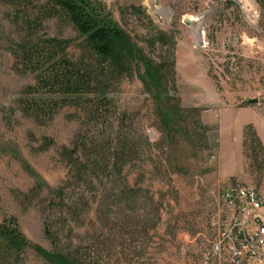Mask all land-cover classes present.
Returning <instances> with one entry per match:
<instances>
[{
    "label": "rangeland",
    "instance_id": "obj_1",
    "mask_svg": "<svg viewBox=\"0 0 264 264\" xmlns=\"http://www.w3.org/2000/svg\"><path fill=\"white\" fill-rule=\"evenodd\" d=\"M101 1L111 19L149 58L161 62L174 46L183 107L204 109L206 118L221 110L246 109L261 116L264 133V10L259 1ZM15 4V0H0V222L16 219L29 242L53 252L43 232L44 201L50 190L66 182L68 168L60 154L71 147L85 119L74 107L63 109L46 125L25 117L20 102L35 77L13 52L30 40L46 38L70 41L66 53L74 61L86 60L87 52L64 18L43 21L29 30L17 16L23 13L22 6L16 9ZM159 33L167 40L160 39ZM107 97L119 113L137 115L145 136L151 131L149 142L158 144L161 134L155 126L153 103L136 76L125 78ZM202 116V124L211 128L205 133V150L187 159L182 172H156L149 159L127 170L129 183L139 182L153 202L137 217L142 220L148 214L151 226L156 221L154 207L159 221L146 232L144 227L135 228L133 240L123 231L108 248L109 264H206L207 254L214 259L210 249L216 230L211 219L220 195L229 188L264 187L262 154L255 155L251 144L244 153L243 138L233 122L221 133L218 125L205 124ZM162 156V151H152L155 163H161ZM37 183L43 186L41 192L33 191ZM96 230L98 226L90 224L76 228L75 244L89 241ZM0 264L49 263L33 250L19 252L0 238Z\"/></svg>",
    "mask_w": 264,
    "mask_h": 264
},
{
    "label": "trees",
    "instance_id": "obj_2",
    "mask_svg": "<svg viewBox=\"0 0 264 264\" xmlns=\"http://www.w3.org/2000/svg\"><path fill=\"white\" fill-rule=\"evenodd\" d=\"M15 8L26 28L34 30L43 21L64 18L82 39L87 58L72 60L66 53L70 41L56 38L30 40L13 52L35 83L25 90L20 112L40 125L52 122L65 108L80 109L84 119L81 131L60 156L68 168L66 182L50 190L43 207V232L54 248L47 252L33 245L21 233L16 219L0 222V238L19 252L33 250L49 264H109L108 248L125 231L133 240L137 230L157 226L137 213L153 206L147 190L129 183L127 170L149 159L154 171L180 173L189 158L204 149L206 132L201 108H185L178 95L175 50L157 62L111 19L101 0H15ZM264 10V0H257ZM23 16H26L23 19ZM158 37L167 40L165 34ZM169 40V39H168ZM136 76L153 103L155 126L161 134L156 145L140 128L138 116L119 113L107 97L127 77ZM253 146L264 157V146L252 125L243 131V149ZM163 152L155 163L153 150ZM139 179H143L140 176ZM144 180V179H143ZM139 181V180H138ZM37 183L33 191L41 192ZM94 214L95 221H91ZM127 214V215H126ZM98 226L89 241L76 245L74 231L86 225ZM125 226L130 227L126 230ZM89 242V243H88ZM88 243V244H86Z\"/></svg>",
    "mask_w": 264,
    "mask_h": 264
},
{
    "label": "built area",
    "instance_id": "obj_3",
    "mask_svg": "<svg viewBox=\"0 0 264 264\" xmlns=\"http://www.w3.org/2000/svg\"><path fill=\"white\" fill-rule=\"evenodd\" d=\"M220 197L216 219H211L215 259L207 254L206 264H264V187L229 188Z\"/></svg>",
    "mask_w": 264,
    "mask_h": 264
},
{
    "label": "crops",
    "instance_id": "obj_4",
    "mask_svg": "<svg viewBox=\"0 0 264 264\" xmlns=\"http://www.w3.org/2000/svg\"><path fill=\"white\" fill-rule=\"evenodd\" d=\"M202 120L208 125H218L221 133L226 130L228 125L232 126L233 122L235 127H237L241 133V138H243V131L245 126L252 125L258 136L260 137L264 146V133L261 127V116L255 114L254 112H247L244 110H221V112L215 117L206 118L205 114L202 116ZM237 120V121H236Z\"/></svg>",
    "mask_w": 264,
    "mask_h": 264
},
{
    "label": "bare ground",
    "instance_id": "obj_5",
    "mask_svg": "<svg viewBox=\"0 0 264 264\" xmlns=\"http://www.w3.org/2000/svg\"><path fill=\"white\" fill-rule=\"evenodd\" d=\"M243 1L245 2V4H248L247 1H245V0H243ZM192 21H194V20H192ZM219 206H221V197H220V204H219ZM212 219H216V215ZM212 227L216 230V225L212 224ZM212 253H213L212 258L215 259V252H212Z\"/></svg>",
    "mask_w": 264,
    "mask_h": 264
}]
</instances>
